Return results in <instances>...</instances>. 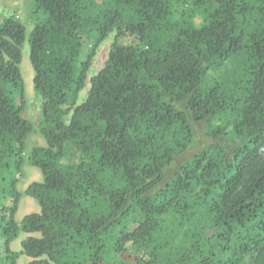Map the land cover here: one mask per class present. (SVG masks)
<instances>
[{
    "label": "trees",
    "instance_id": "trees-1",
    "mask_svg": "<svg viewBox=\"0 0 264 264\" xmlns=\"http://www.w3.org/2000/svg\"><path fill=\"white\" fill-rule=\"evenodd\" d=\"M28 1V39L0 20V264H264V0ZM35 132L40 212L18 224Z\"/></svg>",
    "mask_w": 264,
    "mask_h": 264
},
{
    "label": "rangeland",
    "instance_id": "rangeland-1",
    "mask_svg": "<svg viewBox=\"0 0 264 264\" xmlns=\"http://www.w3.org/2000/svg\"><path fill=\"white\" fill-rule=\"evenodd\" d=\"M19 1L21 6L20 11H18L19 18L26 27L27 39H28L32 29L34 28L35 23L37 22L40 16L36 14L35 15L32 14L33 7L28 0H23V1L18 0V2ZM6 2L7 0H0V20L13 15L14 10H16L5 4ZM113 39H114V35H112L106 42H104L97 50L96 56L92 63V67L89 71L90 78L96 75L105 66L109 52L112 47ZM124 43H128L127 40H125ZM21 72L25 80L26 103H27L26 111L24 115L27 120H29L34 125H36L41 118V100L36 96L34 92V87H33L34 72L29 60L28 42H26L23 47V61L21 64ZM85 97H86V91H83L81 93L79 102L80 103L83 102L85 100ZM38 146H46V141L39 132H35L32 135H30V137L27 140V146H26L27 155H25V163L22 168V173L20 174L21 176H19L17 172H15L14 176L12 175V177L19 179L17 184V189L23 194L20 201L19 210L16 214V221L18 224H21L25 216L32 213L40 212V206L38 202L34 198H31L24 194L29 182L34 179V177H32L34 173H38L40 175V180L43 179L41 171L38 168L31 166L27 160L30 151H32L34 147H38ZM3 188L4 187L0 186V206H6L9 204V199L6 197L3 198L4 195ZM34 236L39 237L40 235L34 234ZM28 237L29 234L21 232L19 234V237L11 244L12 251L15 252L21 251L22 242ZM2 246H3L2 242H0V257L4 258L1 253ZM30 261L31 259L29 257L23 255L18 259L17 264H28Z\"/></svg>",
    "mask_w": 264,
    "mask_h": 264
},
{
    "label": "crops",
    "instance_id": "crops-1",
    "mask_svg": "<svg viewBox=\"0 0 264 264\" xmlns=\"http://www.w3.org/2000/svg\"><path fill=\"white\" fill-rule=\"evenodd\" d=\"M23 1V0H22ZM21 1V2H22ZM5 4H7L9 7H11V8H14V9H16V10H14V14H16V16L17 17H19V13H18V11H20V1L18 2V0H7V2L5 3ZM20 19V18H19ZM38 147H43V146H38ZM32 177H34V179L33 180H31L30 182H29V184H28V186L32 183V182H41L42 180H40V175L38 174V173H34V175L32 176ZM27 186V187H28ZM27 189V188H26ZM19 207H20V205H19ZM19 210V209H18ZM29 236H31L30 234H29Z\"/></svg>",
    "mask_w": 264,
    "mask_h": 264
}]
</instances>
